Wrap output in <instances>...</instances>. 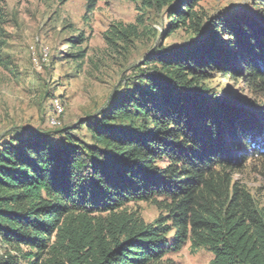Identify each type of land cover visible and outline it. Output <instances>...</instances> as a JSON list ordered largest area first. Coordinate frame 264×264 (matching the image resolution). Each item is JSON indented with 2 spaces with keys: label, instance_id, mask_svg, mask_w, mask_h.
Returning <instances> with one entry per match:
<instances>
[{
  "label": "trees",
  "instance_id": "trees-1",
  "mask_svg": "<svg viewBox=\"0 0 264 264\" xmlns=\"http://www.w3.org/2000/svg\"><path fill=\"white\" fill-rule=\"evenodd\" d=\"M133 1L136 23L105 35L114 52L157 37L146 22L163 15L165 37L189 38L125 68L77 128L51 121L0 147V264H177L171 255L184 248L208 252L210 264H264V204L234 178L264 157V0L252 1L254 16L209 15L198 0ZM4 20L0 8V47ZM72 39L62 55L81 67L87 38ZM241 85L252 98L235 94ZM82 128L88 141L72 133Z\"/></svg>",
  "mask_w": 264,
  "mask_h": 264
},
{
  "label": "rangeland",
  "instance_id": "rangeland-1",
  "mask_svg": "<svg viewBox=\"0 0 264 264\" xmlns=\"http://www.w3.org/2000/svg\"><path fill=\"white\" fill-rule=\"evenodd\" d=\"M252 1L198 0L196 8L209 15L241 10L254 16ZM0 8L5 16L0 54L4 63L8 61L7 67L0 64V147L16 131L40 129L47 122L50 125L52 119L56 127L77 128L79 120L102 108L125 68L142 62L158 45L183 44L189 38L183 31L165 37L168 23L163 15L152 23L146 22L158 31L157 37L144 35L126 46L127 51L114 52L105 35L119 23L125 26L136 23L139 4L133 0H98L88 13L87 0H66L62 4L60 0H0ZM79 32L87 38L80 47L86 51L81 67L74 61L67 62L62 55ZM237 88L234 92L242 97L241 101L244 97L252 98L244 85ZM46 89H50V98L45 97ZM256 102L262 105L264 99ZM53 103L56 114L52 113ZM257 108L261 110L264 106ZM72 133L84 141L89 139L84 128ZM234 178L264 204V157L250 158ZM139 211L148 223L159 214L144 204ZM171 257L177 264H210L212 258L206 251L192 254L187 248ZM18 264L28 262L19 259Z\"/></svg>",
  "mask_w": 264,
  "mask_h": 264
},
{
  "label": "built area",
  "instance_id": "built-area-1",
  "mask_svg": "<svg viewBox=\"0 0 264 264\" xmlns=\"http://www.w3.org/2000/svg\"><path fill=\"white\" fill-rule=\"evenodd\" d=\"M52 124H55V121L54 120H52Z\"/></svg>",
  "mask_w": 264,
  "mask_h": 264
}]
</instances>
